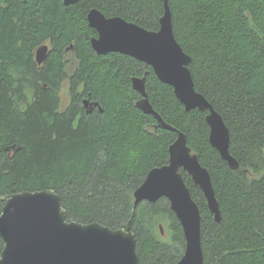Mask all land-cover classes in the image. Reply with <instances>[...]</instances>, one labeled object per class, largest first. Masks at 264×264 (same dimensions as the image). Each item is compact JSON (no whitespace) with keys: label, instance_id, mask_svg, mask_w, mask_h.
I'll return each mask as SVG.
<instances>
[{"label":"trees","instance_id":"16d2710c","mask_svg":"<svg viewBox=\"0 0 264 264\" xmlns=\"http://www.w3.org/2000/svg\"><path fill=\"white\" fill-rule=\"evenodd\" d=\"M164 1L0 0V213L12 193L51 188L68 220L111 228L129 222L140 264L176 262L185 239L169 201L133 209L134 190L152 167L167 163L176 137L135 105L140 94L130 79L145 74L151 105L186 134L210 172L219 222L180 169L200 209L205 264H264V0H167L174 36L191 57L194 87L229 129L236 169L209 143L207 111L185 110L150 65L91 48L90 8L158 30ZM42 44L50 52L38 64ZM85 99L99 106L88 111ZM11 145L20 148L5 149ZM3 246L0 236V253Z\"/></svg>","mask_w":264,"mask_h":264},{"label":"water","instance_id":"95a60500","mask_svg":"<svg viewBox=\"0 0 264 264\" xmlns=\"http://www.w3.org/2000/svg\"><path fill=\"white\" fill-rule=\"evenodd\" d=\"M63 1L70 5L80 0ZM86 19L97 31V36L90 38L96 53L119 52L150 65L160 81L172 86L185 110L207 111L209 143L231 169L238 167L237 160L229 153V129L221 114L194 87L188 68L191 57L174 36L167 0L158 30H148L120 16L107 17L97 7L88 10ZM47 53L48 45H40L35 51L36 62L41 64ZM130 80L132 88L140 94L136 107L151 114L158 127L176 133L168 146L167 163L152 167L134 190L133 209L141 202L166 198L182 226L185 239L182 256L167 264H205L200 209L180 169L200 188L209 212L219 222L220 209L210 172L191 151L186 134L168 124L151 105L145 74L133 75ZM19 148L15 145L5 147L6 150ZM159 228L163 233L161 224ZM0 236L4 243L0 264H140L136 237L129 222L124 227L111 228L96 221L68 220L60 195L51 188L19 191L7 197L0 213Z\"/></svg>","mask_w":264,"mask_h":264},{"label":"rangeland","instance_id":"374dc122","mask_svg":"<svg viewBox=\"0 0 264 264\" xmlns=\"http://www.w3.org/2000/svg\"><path fill=\"white\" fill-rule=\"evenodd\" d=\"M67 58H72V53H69V55L67 56ZM59 94L61 97V102L62 105L64 106L68 100H69V96H68V83L67 82H63L60 86V90H59ZM165 226V225H164Z\"/></svg>","mask_w":264,"mask_h":264},{"label":"flooded vegetation","instance_id":"af4514ba","mask_svg":"<svg viewBox=\"0 0 264 264\" xmlns=\"http://www.w3.org/2000/svg\"><path fill=\"white\" fill-rule=\"evenodd\" d=\"M92 28V27H91ZM94 29V28H93ZM95 30V29H94ZM95 32H96V35H94V36H97V31L95 30ZM48 45V44H47ZM90 45H91V43H90ZM91 48H92V46H91ZM72 49V45H70L68 48H67V51L66 52H70V50ZM93 49V48H92ZM50 52V46L48 45V53ZM48 53H47V55H48ZM119 53V52H118ZM98 54V53H97ZM107 54V53H106ZM120 54H122V53H120ZM46 58H47V56H46ZM46 58H45V60H46ZM45 60L43 61V62H45ZM42 62V63H43ZM41 63V64H42ZM84 106L88 109V111H91L92 109H93V107H98L99 106V104H98V101H95V100H90V101H88V102H85V100H84Z\"/></svg>","mask_w":264,"mask_h":264},{"label":"bare ground","instance_id":"6f19581e","mask_svg":"<svg viewBox=\"0 0 264 264\" xmlns=\"http://www.w3.org/2000/svg\"><path fill=\"white\" fill-rule=\"evenodd\" d=\"M160 20V19H159ZM131 57V56H130ZM133 58V57H132ZM172 87V86H171Z\"/></svg>","mask_w":264,"mask_h":264}]
</instances>
